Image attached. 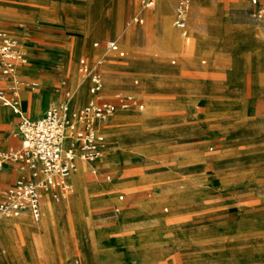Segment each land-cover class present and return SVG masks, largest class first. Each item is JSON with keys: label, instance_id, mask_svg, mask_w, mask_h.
<instances>
[{"label": "rangeland", "instance_id": "obj_1", "mask_svg": "<svg viewBox=\"0 0 264 264\" xmlns=\"http://www.w3.org/2000/svg\"><path fill=\"white\" fill-rule=\"evenodd\" d=\"M253 8L251 0H190L185 40L169 26L166 0L157 6L168 16L161 26L158 11L131 22L139 0H0L4 29L36 46L25 47L27 65L43 57L39 72L19 70L38 81L21 91L23 116H41L66 92L73 108L83 106L89 79L78 70L81 57L101 72L107 95L132 92L144 103L108 121L110 148L84 160L90 190L57 218V236L48 239L44 210L24 216L32 222L1 217L0 264H264V19ZM108 37L124 57L92 46ZM53 92L60 96L37 104ZM146 110L151 122H129ZM0 113L1 143L17 132L19 116L1 102ZM116 119L129 121L112 126ZM72 183L68 192L78 195Z\"/></svg>", "mask_w": 264, "mask_h": 264}, {"label": "built area", "instance_id": "obj_2", "mask_svg": "<svg viewBox=\"0 0 264 264\" xmlns=\"http://www.w3.org/2000/svg\"><path fill=\"white\" fill-rule=\"evenodd\" d=\"M155 3L156 0H140L145 10L153 9ZM251 3L255 5L252 15L264 19V1L251 0ZM189 5L190 0H175L173 4L172 24L182 36L187 35ZM131 22L140 24L143 17L134 16ZM93 46H102L119 57L125 53L114 39L94 41ZM26 62L27 56L19 41L2 27L0 19V78L11 82L7 87L0 85V102L19 115L20 135L17 148L0 150V169L6 163H15L25 172L5 188L0 199V217L28 212L38 219L46 195L58 200L68 192V178L76 167V160L91 162L105 152L107 140L101 131L102 123L118 111L140 110L143 103L131 93L115 94L110 98L103 96L101 72L91 68L81 57L78 70L89 79V98L83 106L73 108L66 92L62 100L48 106L40 117L27 118L17 109L20 89L22 86L34 88L37 83L17 77V68ZM122 197L120 194L119 199ZM2 252L0 245V254Z\"/></svg>", "mask_w": 264, "mask_h": 264}, {"label": "crops", "instance_id": "obj_3", "mask_svg": "<svg viewBox=\"0 0 264 264\" xmlns=\"http://www.w3.org/2000/svg\"><path fill=\"white\" fill-rule=\"evenodd\" d=\"M159 1L160 0H156V3H155V6H154V8L153 9H151V10H145V9H142V7H141V4H140V0H139V5H140V11H139V13H137L136 15H134V16H137V15H140V16H142L143 17V20L145 19V18H147V17H149V16H151V15H153V12L154 11H158L157 10V6H158V3H159ZM174 2H175V0H166V4L168 5V7H170V10H171V12H169V18H170V24H169V26H170V28L171 29H175L176 31H177V33H178V35L181 37V38H183V39H185V40H188V32H187V35L186 36H182L181 34H180V32L178 31V29H176L174 26H173V24H172V18H173V4H174ZM118 4V3H117ZM159 12V11H158ZM134 16H132V17H134ZM167 18H168V16H167ZM0 19H1V17H0ZM163 20H164V18H163V15L159 12V14H157L156 16H155V23H156V25L157 26H161V24L163 23ZM120 22H121V18H120V21H119V25H120ZM1 24H2V27L4 28V26H3V22H2V20H1ZM138 24V23H137ZM120 28V26H117L116 27V29H119ZM15 29H17V28H15ZM186 30H187V26H186ZM165 32V31H164ZM117 38H119V37H117ZM105 39H114V38H111V37H108V38H94L93 39V41H92V46H93V42L94 41H103V40H105ZM196 39H200L198 36H196ZM114 40H116V39H114ZM161 40H163V38L161 37ZM200 40H202V39H200ZM19 41V43H20V45H21V47H22V49H23V51L25 52V54H26V56H27V50H26V48L25 47H28V46H30V47H36V46H33V45H27V44H22V42L20 41V40H18ZM117 41V40H116ZM117 43L119 44V42L117 41ZM93 47H95V46H93ZM119 47L122 49V50H124V56H125V54H126V51H125V49L123 48V47H121L120 46V44H119ZM98 48H103L102 46H100V47H98ZM105 49V48H104ZM115 53V52H114ZM33 54H35V53H33ZM116 54V53H115ZM117 55V54H116ZM118 56V55H117ZM124 56H122V57H124ZM119 57V56H118ZM41 59H43V57L42 56H39V54L34 58V59H32L31 60V64H30V66L29 65H27L28 63L26 62V64H24V65H22V66H20V67H18L17 68V70H16V75H17V77L18 78H20V79H22V80H25V79H23L21 76H20V73H19V70H21V71H23V70H27L29 67H31V66H33V67H35L34 69H32L33 71L32 72H36V71H38L39 72V70H40V67L43 65V61H41ZM171 63H174L175 62V59L174 58H172L171 60ZM201 62L202 63H204L205 62V60L204 59H202L201 60ZM42 75L43 76H45L46 78L47 77H49L50 76V74L49 73H42ZM37 79L39 80V82H40V84H41V81L43 80V78L41 77V76H38L37 77ZM102 80H103V88H102V94H103V96H105V97H108V98H110V97H112V96H110V95H107V93L105 92V83H104V79H103V77H102ZM26 81V80H25ZM137 81H138V79L137 78H135L134 80H133V83L134 84H136L137 83ZM27 82H29V81H27ZM36 83H37V85H38V81H35ZM33 83V82H32ZM0 85L1 86H5V87H7L8 86V84H7V82H5V80H3V79H1L0 78ZM89 85V84H88ZM24 88H29V87H27V86H22L21 87V89H20V96H19V104H18V107H19V110H20V112H21V114H23V111H22V108H24V110H26V111H29L28 109H27V105H26V102H24V104L22 103L21 104V106H20V103H21V101H23V98L21 97V91H22V89H24ZM29 89H31V90H34V88H29ZM87 91H88V88H87ZM88 93V92H87ZM131 94H134L137 98H139L140 99V101L143 103V101H142V98L140 97V96H138V95H136L135 93H132L131 92ZM60 96V92H53V94H48V93H46V94H43L41 97H38L37 98V104L38 103H40V106H42L43 104H46V103H48L49 101H50V99H52V97H55V98H57V97H59ZM65 96V95H64ZM64 96L62 97V99L64 98ZM89 98V93L87 94V97H86V99H85V102L87 101V99ZM61 99V100H62ZM82 96L80 97L79 95H76V98L74 99V102H76V105H78L79 103H81L82 102ZM34 100H35V98H34ZM84 102V103H85ZM149 105L147 106V108H150V110H151V108H153V107H155V104H156V102L155 101H152V102H149L148 103ZM34 105V104H33ZM22 107V108H21ZM81 107V106H80ZM143 107H144V103H143ZM35 108V106L34 107H31L30 108V112L31 113H36V110L34 109ZM11 109V108H10ZM46 110V109H45ZM44 110V111H45ZM134 110H136V111H139L138 109H132V110H127V111H124V112H132V111H134ZM141 110V109H140ZM41 111H42V109H39L38 110V112H40L41 113ZM149 112V110L147 111H144L139 117H137L136 119H132V121H129L128 119H124V120H121V121H119V122H117V123H123V122H127L128 123V121L129 122H131L132 124H135V125H140V126H143L145 123H147V122H151V120H152V118L153 117H151L149 114H147ZM44 113V112H43ZM118 113H121V112H116L115 114H113L108 120H106L104 123H102V127H101V131L104 133V135L106 134V131H107V129L109 128L108 127V121H110V120H114L117 116H115V115H117ZM1 113H0V117H1ZM11 115L12 116H14V115H16V116H19L18 114H16V113H14L13 111H12V109H11ZM24 115V114H23ZM38 117H40V116H38ZM38 117H33V118H38ZM19 121V120H18ZM114 125H116V124H113L112 126H114ZM17 126H18V122H17ZM139 128V127H138ZM105 137H106V135H105ZM106 140H107V137H106ZM20 145V135H19V133H18V128H17V132H15L14 133V135H13V137L12 138H10V139H6L5 141H3V142H1L0 143V147H5L4 149L5 150H7V149H11V148H17L18 146ZM209 147H212V149H213V146L212 145H209L208 146V150H212V149H210ZM109 148H110V143H109V141L107 140V147H106V150H105V152L103 153V154H105L108 150H109ZM1 150V149H0ZM78 161H83L84 162V160H80V159H77L76 160V169H77V162ZM7 164H11L12 165V168L9 170L7 167H6V165ZM21 174H25V172L17 165V164H15V163H6L1 169H0V186H2V188L0 189V191L2 192V194H1V197H0V199L2 198V196H3V192H4V190H5V188L7 187V186H9L11 183H13L14 182V180L19 176V175H21ZM74 174H76V170H74V173L72 174V175H74ZM70 184H71V177H70ZM104 192V190H98L96 193H103ZM122 195L123 197H122V199H119V195ZM120 194H118L117 195V199L119 200V201H122L123 199H124V195L122 194V193H120ZM46 199H49L50 201H57V200H53L49 195H46L45 197H44V200H43V202H42V204H41V215H42V211L44 210V208H45V201H46ZM59 200V199H58ZM80 202V201H79ZM78 202V203H79ZM119 206L118 205H116L115 206V211H118L119 210ZM81 212H82V209L81 208H79L78 209V211L76 212V213H74V215L76 216H78V215H80L81 214ZM27 214H29L28 212H25V213H22V214H20V215H23V216H27ZM73 215V216H74ZM19 216V215H18ZM76 216V217H77ZM17 217V216H16ZM41 217V216H40ZM39 217V218H40ZM2 221V218L0 217V224L2 223L1 222ZM6 222V221H5ZM55 226H56V228H57V234H54V233H52L51 232V230L48 228V235L47 236H49L48 237V239L49 238H51L52 236H57L58 234H59V228H60V221H59V219H56L55 220ZM45 240H46V238H44ZM0 245L2 246V248H3V252L0 254V255H3L5 252H6V246H5V244L2 242V240H1V237H0ZM2 260V257H0V261Z\"/></svg>", "mask_w": 264, "mask_h": 264}, {"label": "bare ground", "instance_id": "obj_4", "mask_svg": "<svg viewBox=\"0 0 264 264\" xmlns=\"http://www.w3.org/2000/svg\"><path fill=\"white\" fill-rule=\"evenodd\" d=\"M163 6L162 3H160V7ZM164 17L167 18V14L166 12L163 13ZM166 29H168L167 24L165 25ZM168 32H170L168 30ZM174 36V35H173ZM82 107V106H81ZM79 107V108H81ZM20 115L21 114L19 107H17ZM124 120V119H116L114 124ZM119 124V123H117ZM82 160V159H80ZM105 164V163H104ZM86 164L83 161H78L77 162V169L75 167L74 170H76V174L72 175L74 173V170L70 173L69 176V180L71 177V187L73 189V183H72V179L74 180V183L76 185V187L78 188V195L75 194H71L68 192V194H64L62 195V199L60 201V203L58 205L52 203L49 199H46L45 201V208H44V212H43V221L44 224L46 225V228L52 230V232H55V220L60 216V214H65V215H69L72 208L75 206V204L78 202L79 198H82V200L85 199V195L86 193H88L87 191H89L90 189L86 186L87 184V176H86ZM70 182V181H69ZM71 189V190H72ZM75 190V189H74ZM96 189L93 188V191H95ZM98 191V190H96ZM25 213V212H21L20 214ZM18 214V215H20ZM17 215V216H18ZM28 221V222H32L31 220H26L24 218V216H18L14 218V221L17 223H22V221ZM2 225V223L0 224V226ZM32 238L36 239V240H40L41 236L40 234H38L37 232H33L32 234Z\"/></svg>", "mask_w": 264, "mask_h": 264}]
</instances>
